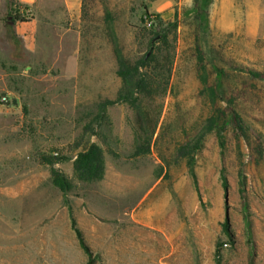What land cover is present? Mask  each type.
<instances>
[{"label": "rangeland", "instance_id": "rangeland-1", "mask_svg": "<svg viewBox=\"0 0 264 264\" xmlns=\"http://www.w3.org/2000/svg\"><path fill=\"white\" fill-rule=\"evenodd\" d=\"M12 9L26 22L13 23ZM65 11L63 0H0V98L7 97L0 103V264H215L217 244L221 264H250L240 169L253 264H264V153H251L227 131L221 159L215 134L206 133L193 153L197 193L186 158L176 152L203 132L217 82L218 109L232 102L264 147V79L251 77L264 75V0H80L77 21ZM110 29L131 62L155 48L173 57L166 94L142 100L152 116L159 111L145 155L134 156L135 116L126 104L106 107L96 135L84 132L97 106L121 87ZM90 143L104 150V176L83 184L72 163ZM41 155L69 158L55 165L73 185L65 196L38 163Z\"/></svg>", "mask_w": 264, "mask_h": 264}, {"label": "trees", "instance_id": "trees-1", "mask_svg": "<svg viewBox=\"0 0 264 264\" xmlns=\"http://www.w3.org/2000/svg\"><path fill=\"white\" fill-rule=\"evenodd\" d=\"M12 22H26V17L19 10L12 9ZM144 14L147 16V9L144 8ZM105 20L109 26L110 15L105 13ZM108 36L113 43V53L116 61L117 69L115 71L116 76L121 81V87L117 92L116 98L113 101L105 100L97 106L98 113L92 119L91 123L84 128L85 133L96 135L94 133V124L104 119V112L107 106L115 104H126L132 109L135 116V124L133 126V132L135 134V147L134 156H140L148 154L150 151V145L153 140V136L157 126V116L149 112V110L143 106V99L153 100L155 95H165L168 86L171 68L173 64V57L170 52H164L160 48H155L150 53L143 55L134 62L126 59L120 51H118L114 42L113 32L110 29ZM155 38V37H154ZM153 39L148 42V46L152 47ZM161 44L167 43L166 37H161ZM197 50V62L199 70L204 69L202 66L203 55L198 44H196ZM162 73H159L161 72ZM217 79L220 81L222 75L221 70L215 69ZM252 79H264V75L258 72H251ZM222 94V87L219 82L214 87L209 89L210 98L214 108L205 120V126L203 132L195 138L194 144L191 142L184 143L177 149V154L180 157L186 158V165L191 177L193 186L198 193L197 179L194 172V155L201 148L202 138L206 133L213 132L217 144L220 149L221 159L226 148L225 134L230 131L237 142L244 140L251 153L254 151L257 156L264 153V147L258 136H251L249 127L244 124L235 108L229 100L226 102V106L221 110L218 109L217 102L221 100L217 98V94ZM227 100V99H226ZM252 144V145H251ZM69 160V158L60 155H41L39 156L38 163L42 166L49 167L50 182L53 187L57 188L62 195L68 194L72 189L73 185L71 180L63 174L61 171L55 168V165ZM104 150L96 145L90 143L86 148L77 152L74 156L72 163V170L75 179L83 184H90L99 182L104 176ZM239 177V193L242 204V214L244 222V232L247 240L248 251H249V262L253 264V258L255 254V243L253 236V223L251 221V213L249 211L248 198L245 193L246 179L243 171L240 169L238 172ZM220 185L223 190L224 196L228 190V181L226 171L224 167L220 169L219 173ZM70 226L74 231L80 246L87 251L82 239V234L76 225L75 218L69 208ZM223 231L229 236L228 221H224L222 224ZM220 248L221 244H217L215 251V264L220 263ZM87 264H93L92 260H89Z\"/></svg>", "mask_w": 264, "mask_h": 264}, {"label": "crops", "instance_id": "crops-1", "mask_svg": "<svg viewBox=\"0 0 264 264\" xmlns=\"http://www.w3.org/2000/svg\"><path fill=\"white\" fill-rule=\"evenodd\" d=\"M25 4H29L28 1H25ZM63 4L65 6V16L68 21L71 20H79L80 17V0H63ZM18 23L16 22V25Z\"/></svg>", "mask_w": 264, "mask_h": 264}, {"label": "built area", "instance_id": "built-area-1", "mask_svg": "<svg viewBox=\"0 0 264 264\" xmlns=\"http://www.w3.org/2000/svg\"><path fill=\"white\" fill-rule=\"evenodd\" d=\"M0 103L6 104L7 103V97L3 96L0 98Z\"/></svg>", "mask_w": 264, "mask_h": 264}, {"label": "water", "instance_id": "water-1", "mask_svg": "<svg viewBox=\"0 0 264 264\" xmlns=\"http://www.w3.org/2000/svg\"><path fill=\"white\" fill-rule=\"evenodd\" d=\"M226 201H227V192L225 193V203H226ZM225 220H226V222L228 221L227 213H226V216H225Z\"/></svg>", "mask_w": 264, "mask_h": 264}]
</instances>
